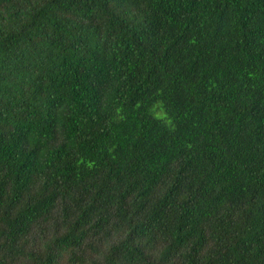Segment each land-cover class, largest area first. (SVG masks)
Masks as SVG:
<instances>
[{
    "label": "trees",
    "instance_id": "1",
    "mask_svg": "<svg viewBox=\"0 0 264 264\" xmlns=\"http://www.w3.org/2000/svg\"><path fill=\"white\" fill-rule=\"evenodd\" d=\"M0 264H264V0H0Z\"/></svg>",
    "mask_w": 264,
    "mask_h": 264
}]
</instances>
